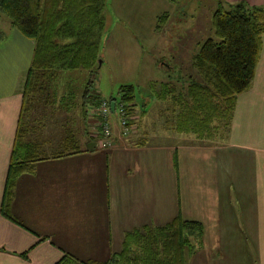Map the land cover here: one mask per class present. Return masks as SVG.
I'll return each mask as SVG.
<instances>
[{
    "label": "crops",
    "instance_id": "0c3cea01",
    "mask_svg": "<svg viewBox=\"0 0 264 264\" xmlns=\"http://www.w3.org/2000/svg\"><path fill=\"white\" fill-rule=\"evenodd\" d=\"M104 1L120 16L143 2ZM240 1L264 7V0H212L224 7ZM0 29V264H56L64 254L105 260L129 230L163 224L176 214L203 226L201 242L185 264H264V34L252 82L237 95L217 141L196 143L191 134L177 132L165 143L157 138L163 134L135 124L107 149H87L90 140L76 138L79 151L69 154L61 134L54 142L60 150L51 153L54 130L32 125L47 97L29 100L24 139L43 152L31 172L15 178L6 198L33 40L3 16Z\"/></svg>",
    "mask_w": 264,
    "mask_h": 264
},
{
    "label": "trees",
    "instance_id": "16d2710c",
    "mask_svg": "<svg viewBox=\"0 0 264 264\" xmlns=\"http://www.w3.org/2000/svg\"><path fill=\"white\" fill-rule=\"evenodd\" d=\"M104 2L0 0V16L7 19L10 27L33 40L31 63L22 92L21 115L29 100L40 95L48 97L47 89L53 84L58 69H85L91 75L88 82H92L99 60L98 42L104 27ZM225 7L218 4L212 13V36L199 44L192 58V67L199 80L191 79L187 86L178 90L163 83L156 94L157 99L164 101L169 97L172 105L179 107L174 126L177 132L193 133L200 138L222 135L229 125L237 95L249 88L254 77L264 34V7L242 1ZM166 17V13L156 17L155 30L160 29ZM116 94V98L105 99L108 104L114 102L113 112L120 105L124 113L132 117L128 123H137L134 107L138 104L133 85H120ZM81 100L82 106H86L83 109L89 112L98 106L102 97L97 92L85 90ZM138 108L139 116L144 115V103ZM93 117L99 119L95 114ZM25 134L20 117L7 167L6 198L15 178L31 172L33 163L43 152L36 142L26 141ZM63 144V150L69 154L79 151L71 133L64 136ZM173 163L176 168L175 159ZM202 234L203 226L199 221L185 220L176 214L163 224H144L129 230L123 236L120 250L112 252L105 260L80 261L64 254L56 264H185L187 253L200 244Z\"/></svg>",
    "mask_w": 264,
    "mask_h": 264
},
{
    "label": "rangeland",
    "instance_id": "374dc122",
    "mask_svg": "<svg viewBox=\"0 0 264 264\" xmlns=\"http://www.w3.org/2000/svg\"><path fill=\"white\" fill-rule=\"evenodd\" d=\"M217 6L212 0H159L153 5L143 0L142 5L129 8L128 16H120L115 10L112 13V5L106 4L103 9L104 27L98 42L100 63L92 76V82H88L91 75L85 69L56 70L50 91L47 89L49 95L43 98L44 103L38 105L41 107L32 125L40 129L45 126L49 133L51 129L54 130L51 135L53 143H59L60 135L64 137L68 133L74 139L98 142L94 131L97 129L96 118L83 109L81 93L85 90L97 92L102 100H108L117 97L120 85L131 84L136 104L144 103L146 110L143 116H139L138 105H135L134 112L138 115L135 124L142 125L145 131L155 136L163 134L157 137L158 140L171 143L173 139L169 137L170 134L177 133L174 126L179 107L172 105L169 97L164 101L157 99L156 94L163 83L178 90L181 86H187L191 79L199 80L192 67V58L199 44L212 36L210 19ZM162 13L167 14L166 20L159 30H155L156 20L152 28V19L155 14ZM164 61L165 66L161 65ZM24 116L25 110L21 116L22 124L25 123ZM109 126L110 135L105 138L107 146H101L100 149L110 148L113 139L120 138L119 122L115 124L112 121ZM189 134L196 143L219 139L218 134L209 138ZM221 134L224 135V131ZM58 143H54L48 151L54 153L60 150Z\"/></svg>",
    "mask_w": 264,
    "mask_h": 264
},
{
    "label": "built area",
    "instance_id": "2783aa9c",
    "mask_svg": "<svg viewBox=\"0 0 264 264\" xmlns=\"http://www.w3.org/2000/svg\"><path fill=\"white\" fill-rule=\"evenodd\" d=\"M115 110V109H114ZM89 114H95L96 116H99V119L95 120V126L97 127L95 132V135L97 136V140L98 142H95L96 146L98 145L99 147L101 146H107L105 145L107 143V140L105 139L108 135H110L109 133V123L110 122H114V120H116V122H119V126H120V136L125 137L127 134H129L132 131L133 128V123L129 124L128 123V119L132 117L126 115L124 113V111L121 109V106L119 105L116 110L113 112V110L111 111L109 108V104L108 102L103 99L101 100V102L98 104V106L94 109H91V111H89ZM92 115V116H93ZM114 116V117H112ZM109 146V144H108Z\"/></svg>",
    "mask_w": 264,
    "mask_h": 264
},
{
    "label": "water",
    "instance_id": "95a60500",
    "mask_svg": "<svg viewBox=\"0 0 264 264\" xmlns=\"http://www.w3.org/2000/svg\"><path fill=\"white\" fill-rule=\"evenodd\" d=\"M100 63V61L98 60V64ZM161 65H163V66H165V61L163 62V63H161ZM109 108H110V110L112 111L113 110V108H114V102L113 101H110L109 102ZM95 142H93V141H90L87 145H86V148L87 149H91L92 147H95Z\"/></svg>",
    "mask_w": 264,
    "mask_h": 264
}]
</instances>
